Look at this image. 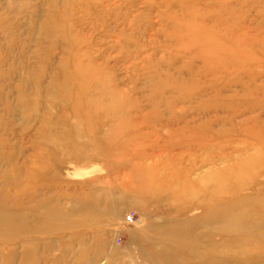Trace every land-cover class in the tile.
<instances>
[{
    "label": "rangeland",
    "instance_id": "374dc122",
    "mask_svg": "<svg viewBox=\"0 0 264 264\" xmlns=\"http://www.w3.org/2000/svg\"><path fill=\"white\" fill-rule=\"evenodd\" d=\"M0 264H264V0H0Z\"/></svg>",
    "mask_w": 264,
    "mask_h": 264
},
{
    "label": "built area",
    "instance_id": "2783aa9c",
    "mask_svg": "<svg viewBox=\"0 0 264 264\" xmlns=\"http://www.w3.org/2000/svg\"><path fill=\"white\" fill-rule=\"evenodd\" d=\"M130 218H133L131 214H130Z\"/></svg>",
    "mask_w": 264,
    "mask_h": 264
},
{
    "label": "bare ground",
    "instance_id": "6f19581e",
    "mask_svg": "<svg viewBox=\"0 0 264 264\" xmlns=\"http://www.w3.org/2000/svg\"><path fill=\"white\" fill-rule=\"evenodd\" d=\"M97 165V164H96Z\"/></svg>",
    "mask_w": 264,
    "mask_h": 264
}]
</instances>
